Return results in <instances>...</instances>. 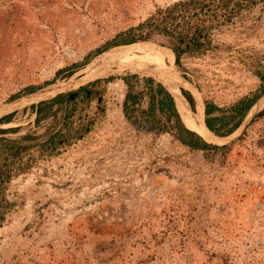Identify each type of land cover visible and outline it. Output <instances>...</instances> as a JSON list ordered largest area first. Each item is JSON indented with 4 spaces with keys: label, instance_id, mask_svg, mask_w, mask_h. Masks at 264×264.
<instances>
[{
    "label": "rangeland",
    "instance_id": "rangeland-1",
    "mask_svg": "<svg viewBox=\"0 0 264 264\" xmlns=\"http://www.w3.org/2000/svg\"><path fill=\"white\" fill-rule=\"evenodd\" d=\"M174 1L0 0V105L31 86L89 78L120 64L130 71L175 69L205 104L222 109L259 93L264 17L258 12L216 32L217 48L183 56L179 66L175 59L154 66L126 45L57 76ZM151 42L135 44L169 49L161 36ZM121 77L95 86L101 103L74 108L75 121L92 124L81 140L56 155L34 150L30 170L8 184L16 206L0 228V264H264V114L257 118L264 109L224 148L195 151L177 139L173 123L159 133L132 126L123 114L128 86ZM144 78L132 83L146 108ZM35 105L0 114H12L0 123L5 136L34 134L41 141L60 128L64 105L55 104L40 123ZM184 107L186 123L192 115Z\"/></svg>",
    "mask_w": 264,
    "mask_h": 264
},
{
    "label": "trees",
    "instance_id": "trees-1",
    "mask_svg": "<svg viewBox=\"0 0 264 264\" xmlns=\"http://www.w3.org/2000/svg\"><path fill=\"white\" fill-rule=\"evenodd\" d=\"M254 12L264 17V0H177L158 8L136 26L120 32L111 42L87 56L83 62L73 63L59 70L57 76L63 73L71 75L81 66L86 65L90 58L112 47L151 41L156 36L166 40L167 47L174 53L175 64L179 66L183 56L199 57L217 48L216 32L235 24L238 19L252 16ZM256 75L261 81L259 93L244 97L225 109L210 102L206 103V123L216 134L225 136L234 131L255 101L264 94V67L257 70ZM121 79L128 86L123 103V114L137 130L159 133L170 129L167 123H173L170 127L175 130L177 139L192 150L205 152L224 148L207 143L205 141L207 139L186 128L174 99L160 83L151 78H144L148 85L146 94L148 106L144 108L142 107L144 93L136 92L132 83L134 79H138V76L127 75ZM111 80L113 77L97 80L33 106V109L36 108L37 123H40L50 116L55 104L64 105L62 125L58 130L50 133L46 139L38 141L40 137L34 134L12 139L5 136L6 129H0V228L16 206V203L7 197L8 184L14 177L30 170L36 160L33 155L34 150L39 152V156L56 155L61 148L81 140L90 131L91 123L85 124L81 117L75 121L74 108L83 101L90 102L96 99L98 103H101V92L95 89V86ZM55 81L56 79L48 81L44 85ZM39 88L41 87L31 86L25 92H33ZM182 92L194 109V101L190 94L186 91ZM263 114L264 112H261L257 118L262 117ZM11 118L12 114H9L0 119V123H9Z\"/></svg>",
    "mask_w": 264,
    "mask_h": 264
},
{
    "label": "water",
    "instance_id": "water-1",
    "mask_svg": "<svg viewBox=\"0 0 264 264\" xmlns=\"http://www.w3.org/2000/svg\"><path fill=\"white\" fill-rule=\"evenodd\" d=\"M136 43H152L151 41H141V42H136ZM134 44V43H131ZM155 44V43H153ZM130 45V44H128ZM126 46V45H119L115 46L114 48L108 50V52H111V50H118L120 47ZM107 51L103 52L106 53ZM124 69L128 70L127 73H121L119 70ZM127 76V75H136V76H143L145 78H151L155 80L157 83H160L166 90L167 92L171 95V97L174 99L175 104L176 100L174 97V94L170 90V88L167 86V84L163 80L164 75L171 76L175 78L177 81L181 83V91H186L190 94L194 101V109L192 108L190 102L187 100V98L182 95V99L184 103L186 104V107L188 109V112L193 116L194 119L197 117L200 118V121L202 122L204 130L211 135L215 140L212 141H207L209 144L217 145L220 147H223L224 145L229 144L236 138H238L248 127V125L251 123L254 117L264 109V94H262L256 101L255 103L251 106V108L248 110L247 114L243 118L242 122L240 125L232 131L230 134L221 136L216 134L214 131H212L207 123H206V104L204 103L201 93L199 89L186 77L181 76L177 70L171 69V68H163V69H156L155 67H145L143 70H138V71H130L127 67L122 66L121 64L119 65V69L116 71H109L108 69L105 71L103 74H94L91 75L89 78H81L78 80H70L66 83L62 84H49L45 85L33 92L24 94L23 96L12 100L10 102H7L5 104L0 105V114L13 110L16 107L27 103V102H33L39 104L42 101H47L50 99H53L57 95L66 93V92H71L74 90H77L81 87H84L92 82H95L97 80L103 79V78H110L113 76ZM183 93V92H182ZM176 108L178 110L177 104ZM178 113L180 114V111L178 110ZM181 116V114H180ZM182 118V117H181ZM183 121V120H182ZM184 123V122H183ZM185 125V124H184ZM186 126V125H185ZM186 128H188L186 126ZM189 129V128H188ZM190 130V129H189ZM192 131V130H191ZM196 133V132H195ZM200 136V135H199ZM201 137V136H200Z\"/></svg>",
    "mask_w": 264,
    "mask_h": 264
},
{
    "label": "bare ground",
    "instance_id": "bare-ground-1",
    "mask_svg": "<svg viewBox=\"0 0 264 264\" xmlns=\"http://www.w3.org/2000/svg\"><path fill=\"white\" fill-rule=\"evenodd\" d=\"M128 52L133 53L135 58L139 60L150 62L154 66H161L163 62H167L170 65L173 63L175 56L174 53L170 49L161 48L156 49L154 46L146 45V44H130L127 46ZM137 54V55H136ZM168 68V67H166ZM166 80L167 86L170 88L172 93L174 94L176 104L180 113H185L184 101L182 99V93L180 91V84L176 82L172 78L167 76H163ZM186 126L207 139L208 141L215 140L211 135H209L203 128L202 122L200 118L194 119L193 116H184Z\"/></svg>",
    "mask_w": 264,
    "mask_h": 264
}]
</instances>
